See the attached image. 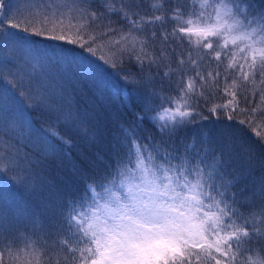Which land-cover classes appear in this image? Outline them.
<instances>
[{"label": "trees", "instance_id": "1", "mask_svg": "<svg viewBox=\"0 0 264 264\" xmlns=\"http://www.w3.org/2000/svg\"><path fill=\"white\" fill-rule=\"evenodd\" d=\"M8 2L13 9L17 7L18 0ZM140 2L143 8L141 16L144 17H177L171 10L178 5L183 8L182 14L176 20L168 19L163 23V27L161 22L152 25L148 35L152 30L159 34L162 31L170 33L177 27L191 29V35L182 39L177 37L176 42L169 45L170 50L165 53V59L162 61L165 65L163 71L157 74L153 68L151 74L156 78L149 89L141 91L154 90L160 93V96L178 98L177 82L182 79V90L192 81L194 91L188 93V100L195 105V111L208 120L202 122V129L191 126L181 129L177 134L178 138L182 137L191 143L193 133H209L212 139L204 142V147L215 148L214 158L225 162L229 172L242 176L235 187L227 190V196L237 193V190L245 185L252 186L254 182L258 185L259 181L264 179V140H261V137H264V75L250 70L251 53L241 51L245 45L240 41L233 44L231 37H227L229 42L227 47L223 48L224 36L206 38L201 35L202 31L210 28L213 23L208 19L209 16L215 15L208 7L212 0ZM65 5L68 7H64ZM71 6L72 0H28L27 4L24 0L19 2L21 12L16 20L21 29L27 27L29 34H32L34 30L44 27L49 30V34H65L68 37L66 41L52 42L55 54L52 47H47L44 43L34 46L39 51L0 48V59L4 60V63L0 64V75L3 76L0 87L6 82L15 87L17 81H23L25 84L31 81L34 90L39 86L43 97V103L38 107L32 106V100H25L27 107L22 114V123H14L11 120L5 123L0 119V264L88 263L92 255L88 249L93 248V242L83 239L75 224L69 228L66 222L68 216H75L76 212L84 210L80 207L81 203H88L91 199L86 196L84 201L75 199V204L69 205V200L85 195V182L77 180L76 170L88 171V162L95 161L96 154L107 158L106 153L112 151L113 144L124 153L126 149L120 147L114 138L123 139L121 125L129 127L135 122L134 113L141 112V107L135 103L140 92L127 84L126 73L111 66L114 44L120 36L105 35L109 27L122 28L124 32H128L127 22L110 24L108 18H93L91 21L87 18L81 19L78 12L68 10ZM201 12L204 14L203 19L199 17ZM116 19L115 16L111 17L113 21ZM52 29H55V33L51 32ZM77 35L83 36L85 41H89L90 37L95 38V43L89 42V46L95 50L94 55L86 48L82 49L80 44L69 42ZM133 35L142 37L145 33ZM45 38L38 37L42 40ZM207 42L213 44L214 51H221L220 61L213 58L214 51L208 52L205 49L204 44ZM161 46L159 41H150L146 50L151 55L154 48ZM139 49L140 44H137V50ZM101 56L108 59L109 63L106 64L100 59ZM84 57H87V61ZM181 60L183 63H180ZM87 63L99 69L103 91L93 83V78L83 76L79 72L77 65ZM124 67L132 73L137 72L134 63H127ZM163 72H169V76L163 78ZM25 91L27 89L17 88L16 94L19 96ZM232 93L236 94L233 105L218 108L216 113L210 114L209 109L226 105L228 101L233 100ZM160 96L154 98L153 103L159 104ZM164 106L170 107L168 104ZM49 108L77 112L84 122L86 133L61 122L59 131L71 141V145L53 138L47 131L55 119ZM19 115L17 112L16 116ZM229 115L233 116L231 121L227 120ZM196 119L199 120V117ZM240 121L245 123L240 124ZM149 133L159 141V134L145 120L140 135ZM142 143L146 144L147 140ZM17 149L20 156L27 154L31 161L28 172H25L23 167L16 168L10 163L16 158ZM249 155L252 157L250 174L247 159ZM24 166H27V161ZM25 177L27 179L22 185L20 181ZM225 180L231 181L232 177L225 176ZM237 200L240 202L232 204V207L238 210V216L242 215L243 219H248L251 223L250 213L258 211V201L246 202L239 196ZM228 203L231 204V200H228ZM206 204L210 205L212 201H207ZM220 207L223 208L224 205L221 204ZM216 211L213 206L209 213ZM243 219L233 216L232 220L225 218L224 223L231 224L235 221L242 224ZM257 223L259 224V220ZM204 226L205 240L198 243L201 247H194L196 244L192 243L187 246V252L191 255L186 264H245L249 257L254 258L248 249L255 248V243L242 245L238 251L235 242H232V248L229 249L220 240L234 229H219L217 235L208 226V222L204 223ZM249 230L251 231V228ZM217 241L220 243L217 244ZM217 246L221 248V252L216 251ZM69 248H74L75 252H69ZM226 252L228 255H224Z\"/></svg>", "mask_w": 264, "mask_h": 264}, {"label": "snow or ice", "instance_id": "2", "mask_svg": "<svg viewBox=\"0 0 264 264\" xmlns=\"http://www.w3.org/2000/svg\"><path fill=\"white\" fill-rule=\"evenodd\" d=\"M19 2L20 0L13 9L8 0H0V48L39 51L34 46L44 43L47 47H52L55 54L52 42L66 41L68 37L65 34H49V30L45 28L34 30L32 34H29L27 27L21 29L20 23L16 20L21 12ZM24 3L27 4L28 0H24ZM208 7L215 15L208 17L213 23L210 28L202 31L201 35L206 38L224 36L223 48H226L229 42L227 37H231L233 44L240 41L245 45L241 51L251 53L250 70L264 75V2L212 0ZM68 10L78 12L81 19L87 18L90 21L93 18L100 20L108 18L110 24L127 22L128 32H124L122 28L109 27L105 35L119 34L120 38L114 44L111 66L119 72L126 73L127 84L131 85L133 90L140 92L135 103L141 107V112L134 113L135 122L129 127L125 128L121 125L123 139L114 138L126 151L121 153L113 144L112 151L106 153L107 158L96 154V160L88 162V171L76 170L77 180L85 182V195L69 200V205H74L75 199L84 201L86 196H90L91 199L88 203H81L80 207L84 210L76 212L75 216H68L66 222L69 228L75 224L83 239L94 242L95 251L92 252V249L88 251L97 258L92 259L91 264H186L191 255L187 252L186 237L198 235L205 230L204 223L193 226L191 217L184 211L193 205L209 208L214 206L217 210L215 213L211 215L208 212L204 213L208 226L217 235L219 229H234L220 240L229 249L232 248V242H235L238 251L242 245L255 243V248L248 249L253 253L254 258L249 257L245 264H264V179H261L258 185L255 182L252 186L245 185L239 188L237 193L227 196V190L235 187L242 176L229 172L225 162L214 158L215 148L204 147V142L212 139L209 133H193L191 143L182 137L178 138L177 134L181 129L190 126L202 129L204 127L202 122L208 120L207 117L196 112L195 105L188 100V93L194 91L192 81H189L182 90H180L182 79L177 82L178 98L160 96V93L154 90L141 91V89H149L156 78L151 74L153 68L157 74L163 71L165 65L162 61L165 59V53L170 50L169 45L174 44L177 37L182 39L191 35V29L186 27H177L170 33L162 31L157 34L152 30L150 35L147 34L156 22H161L163 27V23L168 19L176 20L182 14V6L178 5L171 10L177 14V17L141 16L143 8L140 0H72V6ZM113 16L117 18L115 21L111 20ZM199 17L203 19V12L199 13ZM51 32L55 33V29ZM133 33H145V35L141 37ZM38 37L46 38L42 40ZM150 41H159L162 45L154 48L151 55L146 50ZM69 42L80 44L82 49L86 48L89 53L95 54V50L89 46V42L95 43L93 37L85 41L83 36L77 35ZM137 44H140L139 51ZM59 47L64 46L59 45ZM204 47L208 52L214 51L211 42L205 43ZM213 58L220 61L221 51H214ZM100 59L106 64L109 63L104 56ZM84 60L87 61V57H84ZM2 63L4 60L0 59V64ZM127 63H134L137 72L132 73L126 69L124 65ZM180 63H183V60ZM77 68L83 76L93 78V83L103 91V81L97 67L87 63L78 64ZM168 76L169 72H163V78ZM2 79L3 76L0 75V80ZM17 88H25L27 91L18 96ZM225 92L227 93V89ZM157 96H160L159 104L153 103ZM232 96L233 100L228 101L226 105L209 109L210 114L216 113L218 108L233 105L236 94L232 93ZM25 100H32L33 107L41 105L43 97L39 92V86L34 90L31 81L27 84L17 81L15 87H12L10 82H6L0 87V119L5 123L9 120L22 123V114L27 107ZM165 104L170 107H165ZM17 112L20 113L19 116H16ZM49 112L55 119L50 123L47 131L63 144L71 145V141L61 135L59 131L61 122L86 133L82 118L74 110L63 112V109L49 108ZM196 117H199V120ZM232 119L231 115L227 117L228 121ZM145 120L155 128L156 133L159 134V141L150 133L145 136L140 135ZM239 123L244 124L245 121ZM144 140H147L146 144L142 143ZM261 140H264V137H261ZM210 158L211 162H209ZM247 159L250 174L251 155ZM25 161L27 166H24ZM10 163L16 168L23 167L25 172H28L31 166L27 154L20 156L18 149L16 158ZM225 176H231L232 180L226 181ZM26 179L27 177L20 183L23 185ZM87 181L92 183L88 184ZM220 189L225 191L221 192ZM186 191L192 192L193 195L188 196ZM217 196L220 199H215ZM237 196L242 197L246 202L258 201L256 204L258 211L250 213L251 223L248 219H243L242 215L238 216V210L232 207V204L240 202ZM204 199L212 201V204L203 205ZM228 200H231V204ZM221 204L224 205L223 208L220 207ZM73 211H75L74 207ZM233 216L243 219V223L237 224L235 221L231 224L224 223L225 218L232 220ZM193 227L197 229L196 233H193ZM219 243L220 241H217V244ZM194 247L201 245L196 244ZM68 251L75 252V249L69 248ZM216 251L221 252V248L217 246ZM80 255L83 257V252Z\"/></svg>", "mask_w": 264, "mask_h": 264}, {"label": "rangeland", "instance_id": "3", "mask_svg": "<svg viewBox=\"0 0 264 264\" xmlns=\"http://www.w3.org/2000/svg\"><path fill=\"white\" fill-rule=\"evenodd\" d=\"M30 22L32 23L33 21H30ZM42 28H44V27H42ZM186 194L188 196L193 195L192 192H187V191H186ZM207 201H209V200L204 199L203 200V205H207L206 204ZM209 210H210L209 207H204V206H201V205H193L190 209H186L184 211H186V214L191 217V224L193 226H196V225H200L201 223H207V218L204 216V213L205 212L209 213ZM204 228H205V226H204ZM196 231H197V229L195 227H193V233H196ZM186 238L188 239V245L190 243H192V244L202 243L205 240L204 231L200 232V234H198V235L194 234V235H192L190 237H186ZM94 251H95V244L93 242L92 252H94ZM95 258H97V257L92 254L91 258H90V260L88 261L87 264H91V260L95 259Z\"/></svg>", "mask_w": 264, "mask_h": 264}]
</instances>
